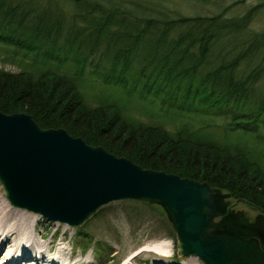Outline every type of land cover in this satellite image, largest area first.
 <instances>
[{"label": "trees", "instance_id": "trees-1", "mask_svg": "<svg viewBox=\"0 0 264 264\" xmlns=\"http://www.w3.org/2000/svg\"><path fill=\"white\" fill-rule=\"evenodd\" d=\"M196 2L217 9L0 0V55L48 67L0 66V110L25 111L43 128L64 127L144 167L207 180L264 216V28L254 25L264 0ZM85 78L122 96L89 105ZM130 98L149 121L131 113ZM255 231L264 248V230ZM80 234L101 254L98 240Z\"/></svg>", "mask_w": 264, "mask_h": 264}, {"label": "water", "instance_id": "water-1", "mask_svg": "<svg viewBox=\"0 0 264 264\" xmlns=\"http://www.w3.org/2000/svg\"><path fill=\"white\" fill-rule=\"evenodd\" d=\"M0 183L12 205L72 226L112 201L157 203L180 255L206 264H264L255 229L236 220L223 204L228 194L209 181L144 167L64 127L43 128L25 111L0 110Z\"/></svg>", "mask_w": 264, "mask_h": 264}, {"label": "rangeland", "instance_id": "rangeland-1", "mask_svg": "<svg viewBox=\"0 0 264 264\" xmlns=\"http://www.w3.org/2000/svg\"><path fill=\"white\" fill-rule=\"evenodd\" d=\"M166 5L175 12H182L184 14L210 13L217 9L213 3L203 4L196 2V0H153ZM231 0H225L230 2ZM261 0H246L244 6L257 3ZM255 27L264 28V6L262 7L255 22ZM1 51V49H0ZM2 53V51H1ZM17 59H5L0 55V66L10 70H19L26 67V70H34L43 65L42 68H48L41 62L34 61V65L18 61ZM63 67V65H62ZM98 77V76H97ZM98 83L91 82L84 79L82 88L86 101L89 105L97 106L100 104V98L108 97L109 99H116L122 96L121 90L114 89L112 86H106L97 79ZM131 99L130 111L131 113L143 120L149 121L146 115L141 111V105L135 99ZM145 106H148L145 104ZM141 111V113H140ZM143 113V114H142ZM221 192H224L220 190ZM5 197L3 193L2 184L0 183V197ZM6 198V197H5ZM7 199V198H6ZM224 206L232 207L230 212L236 216L240 221H246L249 225L259 224L260 228H264V216L261 211L252 204L226 196L223 199ZM242 219V220H241ZM36 228L34 233L38 239L45 241L49 239L50 249L52 251L53 245L57 242L65 244L68 254L73 259L77 257L88 259L91 264H122L129 256L134 254L139 248L146 247V254L138 256L131 261V264H174V261L183 259L186 262H198L206 264L197 255H180L175 232L173 226L169 221L167 214L163 207L157 203L144 202L134 199L116 200L103 205L90 218L79 226H64L61 221L55 223L53 220H48L45 217L36 220ZM78 230L87 235L89 239L92 237L98 240L100 244L101 254L95 251V247L90 244L87 247L82 246L84 243V235L78 240ZM167 242V249L164 245L160 248L161 252L169 253L165 255L159 251L150 249L155 243L162 240ZM100 255V256H99ZM198 259H197V258ZM26 264V261H24Z\"/></svg>", "mask_w": 264, "mask_h": 264}, {"label": "bare ground", "instance_id": "bare-ground-1", "mask_svg": "<svg viewBox=\"0 0 264 264\" xmlns=\"http://www.w3.org/2000/svg\"><path fill=\"white\" fill-rule=\"evenodd\" d=\"M42 218L39 213L14 206L5 197H0V264H25L24 261L26 264H91L88 255L84 259L70 257L65 244L59 242L53 245L52 251H49L51 250L49 239L41 241L34 233L36 220ZM59 222L55 221V223ZM64 226L68 224L64 223ZM162 245L167 249L168 244L164 239L155 243L150 249L161 252ZM146 249V247L139 248L122 264H131V261L138 256L145 255ZM164 254L170 255L167 252ZM174 264L200 263L180 259L174 261Z\"/></svg>", "mask_w": 264, "mask_h": 264}, {"label": "flooded vegetation", "instance_id": "flooded-vegetation-1", "mask_svg": "<svg viewBox=\"0 0 264 264\" xmlns=\"http://www.w3.org/2000/svg\"><path fill=\"white\" fill-rule=\"evenodd\" d=\"M231 208H232V207H230V206L228 207L229 210H231ZM236 220H237V219H236ZM237 221H238V220H237ZM238 222H239V221H238ZM239 223H241V222H239ZM257 227H258V228H257ZM257 227H253V228H254L255 230H264L263 228H260V225H259V224L257 225ZM259 241H260V244H261V243H262V240L260 239Z\"/></svg>", "mask_w": 264, "mask_h": 264}]
</instances>
